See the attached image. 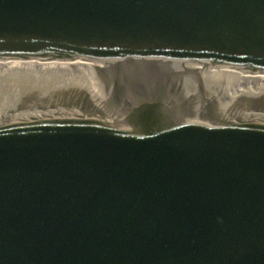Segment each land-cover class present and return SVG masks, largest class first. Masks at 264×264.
<instances>
[{"label": "water", "instance_id": "water-1", "mask_svg": "<svg viewBox=\"0 0 264 264\" xmlns=\"http://www.w3.org/2000/svg\"><path fill=\"white\" fill-rule=\"evenodd\" d=\"M0 264H264V0H0Z\"/></svg>", "mask_w": 264, "mask_h": 264}]
</instances>
